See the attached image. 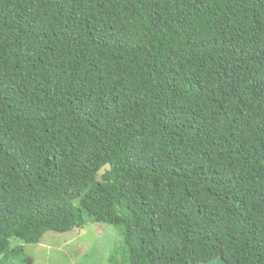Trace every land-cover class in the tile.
<instances>
[{
	"label": "trees",
	"instance_id": "16d2710c",
	"mask_svg": "<svg viewBox=\"0 0 264 264\" xmlns=\"http://www.w3.org/2000/svg\"><path fill=\"white\" fill-rule=\"evenodd\" d=\"M89 223L264 264V0H0V264Z\"/></svg>",
	"mask_w": 264,
	"mask_h": 264
},
{
	"label": "rangeland",
	"instance_id": "374dc122",
	"mask_svg": "<svg viewBox=\"0 0 264 264\" xmlns=\"http://www.w3.org/2000/svg\"><path fill=\"white\" fill-rule=\"evenodd\" d=\"M121 228L101 224H87L69 233L48 232L38 244H24L13 240L11 247L20 254L8 264H109L113 247L122 240ZM224 264L220 259L209 263Z\"/></svg>",
	"mask_w": 264,
	"mask_h": 264
}]
</instances>
